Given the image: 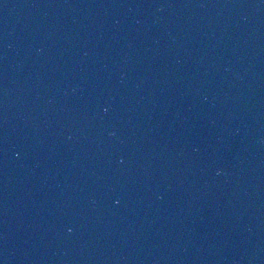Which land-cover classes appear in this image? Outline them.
<instances>
[{
  "label": "water",
  "instance_id": "water-1",
  "mask_svg": "<svg viewBox=\"0 0 264 264\" xmlns=\"http://www.w3.org/2000/svg\"><path fill=\"white\" fill-rule=\"evenodd\" d=\"M0 264H99L36 166L1 93Z\"/></svg>",
  "mask_w": 264,
  "mask_h": 264
}]
</instances>
